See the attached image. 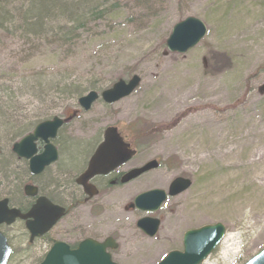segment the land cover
Wrapping results in <instances>:
<instances>
[{"label": "rangeland", "instance_id": "1", "mask_svg": "<svg viewBox=\"0 0 264 264\" xmlns=\"http://www.w3.org/2000/svg\"><path fill=\"white\" fill-rule=\"evenodd\" d=\"M61 2L74 6L64 14L57 11L59 25L77 26L70 12L103 13L72 36L52 29L40 34L24 23L14 27L8 18L0 23V85L15 90L14 96L0 98V122L5 123L0 128V197L15 201L23 190L27 166L12 146L22 138L14 134L24 124L30 129L47 112L70 117L54 140L59 161L34 180L43 191L60 189L57 184L80 169L104 130L115 126L137 150L123 170L153 159L161 163L115 189L118 205L143 191L167 189L179 175L193 184L157 212L162 225L154 239L137 229L135 213L117 216L114 259L156 264L170 249L183 247L187 230L221 222L227 233L202 264H243L264 248V133L256 146L237 141L242 114L254 113L264 123V0ZM188 16L200 18L207 34L186 53L170 52L166 40ZM33 73L41 75L40 81L32 80L38 91L16 89L14 82ZM134 74L142 81L130 96L110 105L100 98L87 111L78 104L91 89L102 91ZM207 102L209 107L200 106ZM210 123L223 127L220 146L207 143ZM3 229L18 248L15 226Z\"/></svg>", "mask_w": 264, "mask_h": 264}, {"label": "water", "instance_id": "2", "mask_svg": "<svg viewBox=\"0 0 264 264\" xmlns=\"http://www.w3.org/2000/svg\"><path fill=\"white\" fill-rule=\"evenodd\" d=\"M206 34L207 26L205 23L200 18L189 16L173 26L166 45L170 52L183 54L196 46ZM140 83L141 77L139 75H133L128 80L120 78L110 88L103 90L101 94L96 90H91L82 95L78 102L84 110H89L101 95L104 102L113 104L131 95ZM64 122L65 120L61 116L55 115L51 119L38 123L33 131L13 143L12 151L19 158H25L29 161V169L33 174L43 172L46 167L58 160V151L53 140L57 137L58 131ZM38 141H42L44 146L43 151L40 153H38ZM134 154L135 151L131 149L130 144L124 141L117 128L109 126L104 132V140L91 159L87 173L82 178L107 173L130 160ZM158 166V161L152 160L142 167L127 172L123 181H129ZM191 184L192 181L189 178L176 177L171 182L168 192L155 188L138 194L135 198L136 205L143 210H156L161 207L168 196H175L186 191ZM25 192L28 195H35L38 192V187L27 184ZM41 201L49 203L45 198H41ZM56 208L51 219H54L53 222L62 213L60 207ZM31 215L32 213L21 215L19 210L9 208L7 198L0 201V224H12L18 216L26 218ZM159 222L155 218H142L137 225L145 233L154 236L157 233ZM27 227L30 230L33 229L30 221L27 223ZM225 234L226 226L221 222L190 229L184 235L183 251L170 252L158 264H201L219 246ZM109 245L112 248L116 247V244H111L108 241L96 244V254L94 255L93 252L88 251V245L82 244L75 252L66 249L68 256L63 257L61 248L66 246L56 244L41 264H117L111 259V255L106 252V247ZM10 254L11 247L6 236L0 231V264H6ZM243 264H264V248Z\"/></svg>", "mask_w": 264, "mask_h": 264}, {"label": "flooded vegetation", "instance_id": "3", "mask_svg": "<svg viewBox=\"0 0 264 264\" xmlns=\"http://www.w3.org/2000/svg\"><path fill=\"white\" fill-rule=\"evenodd\" d=\"M98 147L96 146L90 155L85 156L86 162L79 170L71 172L69 177L60 183L62 186L57 184L60 189L48 191H43L34 180L59 161L61 156L59 149L57 148L58 160L39 174L31 173L28 161L20 159L26 163L27 177L23 182V190L20 191L16 200L12 201L11 198L7 197L9 199L8 206L19 210L21 215H27L28 213H32V215L26 218L18 216L11 225L0 224V230L7 236L12 249L7 264H41L56 244L67 247L61 248L63 257L68 256L66 249L75 252L82 244L88 245V251L93 252L95 255V245L107 241L116 244L114 248L111 245L107 246L106 252L111 255L114 262L119 264L114 259V254L119 248V242L112 231L116 229L117 216H124L131 212L136 214V227L145 238L154 239L157 236L162 225V218L158 216L157 212L168 198L176 196L167 197L161 207L156 210L140 209L135 202L137 195L123 206L118 205L113 191L122 188L142 175L124 182V175L129 170L122 169L125 163L107 173L82 178L87 173L91 159ZM38 148L39 152L43 150V146H38ZM26 184L37 186L38 192L35 195L26 194ZM169 186L170 184L166 190L169 189ZM5 198L6 196L0 197V200ZM41 198H45L49 203L42 202ZM56 207H60L62 213L53 222L54 219H51L57 209ZM142 218H155L160 221L157 233L154 236H150L138 227L137 223ZM29 221L32 223V230L27 227ZM11 226H15L14 240H17L18 248L11 244L10 236L3 229ZM16 243L14 244L16 245ZM182 249L183 247L181 249L172 248L167 251L162 259L170 252Z\"/></svg>", "mask_w": 264, "mask_h": 264}, {"label": "trees", "instance_id": "4", "mask_svg": "<svg viewBox=\"0 0 264 264\" xmlns=\"http://www.w3.org/2000/svg\"><path fill=\"white\" fill-rule=\"evenodd\" d=\"M73 6H70V7L66 6L62 4L61 0H50V1L49 0H31V4L28 7H26L24 4H21L20 6L15 5L13 2H10L8 0L6 2L0 1V23H3L6 17L8 18V20L10 19V21L15 23L14 27H16L20 25L21 23H24V24L28 23L26 21L29 19L35 22L32 24H28L26 26L34 27L35 25H37L39 27L38 32L40 34L42 33L48 34L51 31L50 29H52V32L54 34L57 32V30H59V32H61L64 36L69 35V34L72 36L73 34L71 33L74 32L75 30L87 28L88 24H90L91 22V17L97 18V17H100L103 13V12H94V11H93L94 13L84 11L82 14L78 15V13L70 12L71 15H74L77 26L73 24L69 25V23H66L64 25H59L56 22L60 20L58 17V14L60 13L58 12L61 11V13L64 14L65 12L70 11L71 7ZM13 14L17 16V18H13L12 16ZM48 25H50L51 27L48 30H46V26L48 27ZM38 77L41 78V75L38 73H33L31 76L23 75L19 80L14 82L16 84V89H19L22 91V93H26V94H28L29 92L34 93L35 91H38L39 89L38 85H34V82L32 81V80H37L35 78H38ZM39 78H38V81H40ZM14 91L15 90L13 89L12 86H7V85L2 84L0 85V98L14 96L13 95ZM53 115H54L53 112L52 114L50 112H47L46 115L43 116V118L40 121L51 118ZM3 124L5 123L0 122V128H1V125ZM34 126L35 125H33L29 129V125L24 124L14 134V139L16 137H21L25 135L27 132L31 131L34 128ZM14 139H12V141Z\"/></svg>", "mask_w": 264, "mask_h": 264}, {"label": "bare ground", "instance_id": "5", "mask_svg": "<svg viewBox=\"0 0 264 264\" xmlns=\"http://www.w3.org/2000/svg\"><path fill=\"white\" fill-rule=\"evenodd\" d=\"M32 23H34V21H31L30 23H26L25 25ZM35 27L39 28L37 25H35ZM210 104L211 103L207 102L204 105H200V106L209 107ZM221 116L222 118H226V113L224 112ZM263 125H264L263 121L254 118V113L242 114L239 122L237 123V127L240 132L238 133L239 136L237 138L239 146H256L257 144H259L260 135L264 133ZM220 126L221 125H218L216 123H210L208 125L207 137L210 138V140L207 143L209 146H220L218 142L220 140L221 130L223 128L222 126L221 127Z\"/></svg>", "mask_w": 264, "mask_h": 264}]
</instances>
